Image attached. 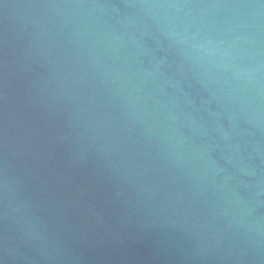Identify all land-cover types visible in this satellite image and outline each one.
<instances>
[{
	"label": "water",
	"instance_id": "water-1",
	"mask_svg": "<svg viewBox=\"0 0 264 264\" xmlns=\"http://www.w3.org/2000/svg\"><path fill=\"white\" fill-rule=\"evenodd\" d=\"M0 264H264V0H0Z\"/></svg>",
	"mask_w": 264,
	"mask_h": 264
}]
</instances>
